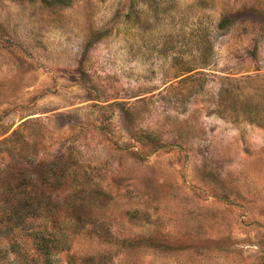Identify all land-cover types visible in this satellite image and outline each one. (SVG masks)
<instances>
[{
	"label": "rangeland",
	"instance_id": "1",
	"mask_svg": "<svg viewBox=\"0 0 264 264\" xmlns=\"http://www.w3.org/2000/svg\"><path fill=\"white\" fill-rule=\"evenodd\" d=\"M262 99L264 0H0V264H264Z\"/></svg>",
	"mask_w": 264,
	"mask_h": 264
},
{
	"label": "trees",
	"instance_id": "2",
	"mask_svg": "<svg viewBox=\"0 0 264 264\" xmlns=\"http://www.w3.org/2000/svg\"><path fill=\"white\" fill-rule=\"evenodd\" d=\"M42 2L45 3H51V4H61L64 6H69L73 0H40ZM227 20L223 19L220 24L219 27L222 28L224 27V25H226ZM189 70H186L184 72H182V74H187L189 73ZM181 74V75H182ZM264 102V99H262L260 102L254 104L253 106H249L247 109L243 110V111H239V113H236L235 111H232V113H234L233 117L237 118L239 115H242L243 117H245V119L247 121H255L254 119H260L258 122L263 121L264 122V106L261 107V104ZM259 124V123H258ZM59 164L55 161L53 163L48 164V172L51 171L54 168H58ZM57 197V196H56ZM25 198V219L29 218V217H34V218H44L45 220H48L49 217H53L55 214H60L62 212H64L63 210V203L60 201V199L57 197L56 201H55V206L54 207H46L43 206L45 208L41 207L40 203H28L26 202ZM51 219V218H50Z\"/></svg>",
	"mask_w": 264,
	"mask_h": 264
}]
</instances>
